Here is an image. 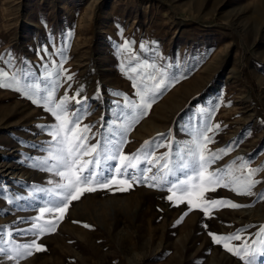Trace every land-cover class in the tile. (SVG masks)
Wrapping results in <instances>:
<instances>
[{"label":"rangeland","instance_id":"rangeland-1","mask_svg":"<svg viewBox=\"0 0 264 264\" xmlns=\"http://www.w3.org/2000/svg\"><path fill=\"white\" fill-rule=\"evenodd\" d=\"M0 69L28 73L41 96L55 88L53 107L66 94L81 100L67 108L80 110L81 126L91 127L87 143L108 155L139 153L131 161L139 164L138 177L149 167L148 177H164V161L140 163L146 141L155 149L147 159L171 153L175 176L167 180L193 175L189 150L211 127L207 148L222 158L208 171L220 170L229 184L208 186L194 175L188 192H169L167 183L149 187L156 184L150 179L131 182L127 191L93 184L96 190L72 201L62 219L45 213L37 220L40 208L59 202L45 190L65 182L36 166L55 151L50 131L59 121L22 92L0 88V264H16L7 255L33 241L44 250L31 248L19 264H243L224 244L251 243L264 226V182L251 196L239 194L248 169L264 168V0H0ZM150 72L166 87L133 123L140 110L126 107L125 98L139 103L133 84L151 89L153 81H142ZM181 156L189 165L183 171ZM118 163L102 168L107 174ZM251 179L264 181V172ZM209 199L222 203L203 202ZM49 220L54 232L33 234V224ZM239 229H246L241 241L217 244L209 235Z\"/></svg>","mask_w":264,"mask_h":264},{"label":"snow or ice","instance_id":"snow-or-ice-1","mask_svg":"<svg viewBox=\"0 0 264 264\" xmlns=\"http://www.w3.org/2000/svg\"><path fill=\"white\" fill-rule=\"evenodd\" d=\"M129 45L125 43V48L127 49ZM143 47V46H141ZM145 68H155L154 65H144ZM133 73H138L139 69L136 67L131 68ZM159 71V70H157ZM28 73L11 74L3 69H0V88H12L17 92H22V94L31 99L36 105L45 108L48 112L55 117L58 124L54 125L50 131V135L57 145L55 151H50L47 159L43 160L36 166H46L45 171L54 173V175L59 176L64 183H56L55 189H46L51 195L57 198L58 203L40 208L41 215L36 219L41 220L45 213H59V218H63L64 214L67 212L69 205L72 201L80 199L81 195L85 192H92L96 189L92 187L93 184H99L104 188H111L113 183H118L124 185L119 188V191H127L131 185V182H147L149 179L155 181L156 184H148L147 186L153 187L158 184L167 183L170 186L168 191L172 192L173 189L180 192H188L189 187H194L193 175L196 180H204L208 186L218 185L223 187H229V184L223 183L224 177L221 175L220 170H214L209 172L208 169L211 164L215 163L222 157L216 152H212L207 148L209 143H213L212 137L207 135V132H212L213 129L210 127L203 134H200L194 139L195 151L189 150L190 154L194 157V167L192 168L193 175H186L185 179H172L167 180L168 176H175L173 167L171 166V153H166L162 156L155 157V161L147 159V157H153L155 149L153 148L154 141H146L142 148L145 150V160L140 161V163H149L159 165L161 161H164L161 167V171L164 172V177L158 178L156 175L148 177L147 172H151L152 168L142 169L140 176L135 174V170L139 168V164H133L132 159L140 160L139 153L130 155L123 154L122 151H116L112 155L102 153L98 145H89L87 141L89 140V132L91 127L88 125L81 126L82 116L80 110L69 113L68 104L71 101H75L76 104H81V100L76 99V97H69L67 94L59 100L53 106L52 102L54 100L55 88L47 92L46 97L39 95L43 90L40 88L39 84L29 83L26 79ZM163 73H161V76ZM68 80L72 77L68 76ZM143 79L154 82V86L151 89L144 88L141 89L138 84L134 82L133 86L137 89V95L139 96V103L127 100L125 98V105L129 109L140 110L139 115L134 117L133 123H138L144 115L147 114V110H150L152 104L155 103L156 96L159 95L162 90L166 87L164 80L157 79V75L154 73H147ZM10 81V82H9ZM23 81V84H22ZM56 87H59L57 84ZM79 93H77V96ZM119 118V117H118ZM219 125L215 126V129H219ZM163 135V134H159ZM117 147L114 145V148ZM158 147V146H157ZM167 147H171L168 145ZM228 149L227 151H230ZM221 153L227 154L226 150L221 149ZM207 153V155H206ZM88 157V159H84ZM103 157V160L102 158ZM49 160L54 161L49 165ZM106 161H118V164L109 165L107 174L102 168V163ZM127 162V163H126ZM246 167V166H242ZM129 168L133 169L129 172ZM180 168L183 171L188 169L189 165L183 162V156H181ZM258 172H264V168L248 169L247 177L240 181L242 191L239 192L241 195L251 196L253 195V188L256 184L262 183L264 181L251 179ZM119 178V179H118ZM237 181H231L235 183ZM51 183V181H50ZM214 191L215 188H212ZM202 197L203 192L199 193ZM261 199H264V193L259 194ZM172 200V196L168 197ZM183 202V201H181ZM205 204L217 205L222 203V201L209 199L203 201ZM187 203L189 205H194L195 207H200L199 204L195 203L191 198L188 199ZM232 208H239L241 205L228 202ZM207 213V209H204ZM187 213H185L186 215ZM87 227V225H85ZM33 229H38V232L33 234H42L47 231H55L56 224L53 220H49L43 224H33ZM21 234H27L26 230L18 229ZM246 231V229H239L237 233H233L228 236H218L209 232L213 241L220 244L222 240L224 241H241L242 237L239 232ZM256 239H253L251 243L244 240L240 245L230 247L227 243L224 247L227 251L231 252L233 255L238 256L243 264H257V258L264 256V226L260 227L259 232L256 233ZM35 248L36 251H43L42 245L33 241L31 244H22L14 248L12 251L14 255H7V259L15 260L16 264H19V259L25 258L26 256H31L33 253L30 251L31 248ZM5 250L0 248V253H4ZM6 254V253H5ZM264 264V262H262Z\"/></svg>","mask_w":264,"mask_h":264}]
</instances>
